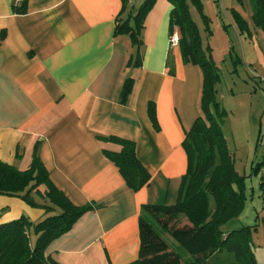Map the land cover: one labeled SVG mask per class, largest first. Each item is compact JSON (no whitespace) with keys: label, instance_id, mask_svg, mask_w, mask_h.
<instances>
[{"label":"crops","instance_id":"obj_1","mask_svg":"<svg viewBox=\"0 0 264 264\" xmlns=\"http://www.w3.org/2000/svg\"><path fill=\"white\" fill-rule=\"evenodd\" d=\"M13 1L0 0V160L27 169L38 144L53 183L74 204L94 205L49 244L47 256L61 264L129 263L139 257L142 205L177 200L187 170L183 140L204 116V72L199 64L184 61L180 45H170V0H156L146 15L139 65L129 64L136 52L130 36L115 34L122 0H27L23 14L13 11ZM143 1L129 0V5L135 11ZM225 2L229 24L240 31L234 9L264 42L251 1ZM212 8L211 13L220 14L215 0ZM130 77L133 89L122 102ZM150 101L156 103L160 129L149 116ZM109 135L136 142L138 158L151 174L147 185L137 191L127 186L104 154V147L120 148L99 139ZM249 137L240 164L237 150L230 148L236 169L246 176L247 200L242 213L224 227L254 226V250L260 251L264 149L259 139L254 143ZM22 215L38 222L49 213L21 197L0 194V224ZM30 232L34 244L37 235Z\"/></svg>","mask_w":264,"mask_h":264},{"label":"trees","instance_id":"obj_2","mask_svg":"<svg viewBox=\"0 0 264 264\" xmlns=\"http://www.w3.org/2000/svg\"><path fill=\"white\" fill-rule=\"evenodd\" d=\"M155 1L144 0L133 11L129 0H122L115 34H128L136 46L135 56L130 58L129 64L139 65L141 62L145 18ZM250 1L253 21L264 31V0ZM170 2L173 4L170 31L178 29L180 32L183 59L199 64L204 72V116L195 120L183 140L187 170L181 178L176 202L142 205L139 257L126 264H210L212 261L218 264H259L254 250L255 227L248 225L230 230L224 227L245 207L246 176L236 169L224 133L223 121L228 112L217 95L219 68L214 62L210 45H204L191 6L202 16L207 32H211L209 18L204 13L202 0ZM12 8L17 14L26 13L28 1L14 0ZM232 12L241 30H249L240 13L234 9ZM170 72L174 73V70L170 69ZM133 85L134 79L127 78L121 92L122 102L127 101ZM148 113L154 127L160 129L154 101L148 103ZM99 139L120 145L119 150L105 147L103 150L118 166L128 187L137 191L150 182L151 174L138 158L134 140L118 135L101 136ZM0 194L21 197L28 204L43 207L49 213L38 222L22 215L0 224V264H61L46 255L47 247L69 231L80 216L94 208L93 204H74L53 183L38 155V144L27 169L21 170L0 160ZM31 229L37 235L34 244ZM168 236L176 243L171 242ZM223 254H228V258Z\"/></svg>","mask_w":264,"mask_h":264},{"label":"rangeland","instance_id":"obj_3","mask_svg":"<svg viewBox=\"0 0 264 264\" xmlns=\"http://www.w3.org/2000/svg\"><path fill=\"white\" fill-rule=\"evenodd\" d=\"M202 2L211 32L204 29L201 15L194 10L193 15L201 28L204 45H210L214 62L219 68L217 95L228 112L223 124L229 148L237 150L236 158L240 164L247 156V136L250 135L254 143L259 139L260 147L264 149V42L250 28L244 31L238 25V31L229 24V7H226L225 0H215L218 15L211 13L213 0ZM168 239L176 243L170 236ZM180 250L185 252L181 247ZM255 253L259 264H264V249Z\"/></svg>","mask_w":264,"mask_h":264},{"label":"built area","instance_id":"obj_4","mask_svg":"<svg viewBox=\"0 0 264 264\" xmlns=\"http://www.w3.org/2000/svg\"><path fill=\"white\" fill-rule=\"evenodd\" d=\"M180 39H181L180 32H179L178 29H175L170 35V39H169L170 45L171 46L180 45ZM262 181H263L262 184H263V187H264V165H263V168H262Z\"/></svg>","mask_w":264,"mask_h":264}]
</instances>
